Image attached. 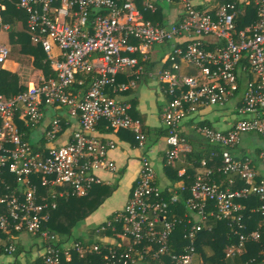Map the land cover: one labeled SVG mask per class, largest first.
<instances>
[{
	"label": "built area",
	"instance_id": "2783aa9c",
	"mask_svg": "<svg viewBox=\"0 0 264 264\" xmlns=\"http://www.w3.org/2000/svg\"><path fill=\"white\" fill-rule=\"evenodd\" d=\"M159 1H178L184 8L179 19L168 25L146 20L141 7L155 13V0H0V31L11 30L4 12L7 3H15L26 15L31 41L43 48L56 74L17 95L0 94V232L10 236L15 230L40 239L43 253L37 264H75L77 255L81 260L95 255L99 264H143L150 257L163 260L168 256L176 224L183 222L170 215V207L180 201V195L173 191L165 197L146 156L141 157L129 201L96 231L101 235L113 226L122 227L118 244L74 239L61 245V239L48 227L60 200L87 197L95 186L104 184L100 171H117L108 156L115 142L95 133L101 123L113 131H130L140 148L146 146L142 123L132 117L131 106L110 94L138 88L148 73L141 59L148 61L157 46H170L165 57L169 68L153 74L170 97L162 113L168 166L188 163L192 153L180 134L185 119L201 108L231 102L237 115L227 131L208 125L196 127L209 144L220 147L213 156L221 160L219 172L224 179L217 182L212 170H206L196 176L191 187L180 188L182 193L190 191L184 202L199 221H187V243L182 253L171 255L172 263L195 264L198 234L210 218L230 220L239 236V244L226 252L228 259L242 255L249 241L261 238L259 231L242 232L246 224L241 200H259L260 205L251 211L262 215L264 225V178L250 161L237 159L232 148L246 133L264 138V0L242 1V16L256 10L258 17L242 28L237 22V2L201 10L194 0ZM54 47L60 50L58 58L53 56ZM10 54L7 45H0V72ZM182 63L194 67L195 72L182 74ZM128 73L131 78L120 81ZM80 75L90 78L84 93L74 91ZM79 83L84 84L82 80ZM62 108L78 121L66 143H59L66 122L57 115L48 119L45 112ZM20 120L26 128L42 129L37 144L26 138ZM260 160L264 163V153ZM202 164L206 165V160ZM16 250L14 243L0 235V256H13Z\"/></svg>",
	"mask_w": 264,
	"mask_h": 264
},
{
	"label": "crops",
	"instance_id": "0c3cea01",
	"mask_svg": "<svg viewBox=\"0 0 264 264\" xmlns=\"http://www.w3.org/2000/svg\"><path fill=\"white\" fill-rule=\"evenodd\" d=\"M158 1L159 0H155V2ZM223 1L224 0H194V3L198 9L209 10L222 4ZM159 2L160 7H157L155 13H157L158 17L162 19V22H165V25L173 23L179 19L181 12L184 9L183 6L177 3L170 5L167 2ZM216 2L217 4L215 5L214 3ZM5 12H7V6ZM248 15L249 14H246L245 16ZM10 25L13 24L10 23ZM22 28V21H18L16 27L11 28V31H0V39L4 41L2 43H5L11 51L14 48L15 53H12V56L16 57L9 59L4 65L3 70L14 74L18 86L27 89L29 86L38 85L42 80L54 78L56 74L53 71L51 63L50 65L45 64L43 69L37 68L35 64V56L32 53L26 54L22 51ZM169 50L170 46H157L153 48L148 59L150 62L147 71L148 73L142 76L137 89L124 94H110L115 99L131 106L132 117L142 123L143 130L147 137L146 146L140 148L135 136L130 131H113L108 129L105 123H101L97 127V131L95 132L96 135L103 139H110L116 144V147L109 152L108 156L117 166V171L114 173L100 171L98 173L104 180V184L101 185L102 188H104V192L109 189L112 193H110L109 196L104 195L103 191H99V188L95 187L96 190L91 195V201L93 203L101 201L100 204L85 220L79 223L81 226L83 225V228L78 230V234L74 229L68 239L60 237L61 245L69 244L74 239H82L88 244L95 242L107 243L110 245L119 243V235L122 233V227L113 226L114 228L101 235H97L96 231L98 228L111 221L114 215L122 210L129 201L132 188L139 177L142 156L148 157L153 164L156 172V183L166 194H170L173 191L179 192L180 201L175 205V208L177 209L174 210L173 215L180 218L179 215L183 212L179 220L182 219V221L186 220V222L191 221L193 223L199 221V217L191 212L184 202V197H186L185 195L187 192H180V188L182 186L186 188L191 187L196 176L206 172V166L202 163H197L193 157L192 159L189 158L190 162L188 164L177 162L171 166L167 165L166 160V150L168 149L166 144L167 131L162 122V113L169 97L164 90V86L157 81L156 76L154 75L161 70L169 68L168 65L165 64V57ZM53 56L56 58L60 56V50L57 47H54L53 49ZM41 63L43 64L44 61ZM180 71L184 75H191L195 72V69L194 67L182 63ZM80 77L81 76H78L74 91H81V93H84L88 90L90 83L84 88L83 83L80 85L79 82L81 80L84 82V79L86 78ZM124 78L129 80L131 78L130 73L124 75ZM240 97L241 96H238L237 99H240ZM234 107L235 104L231 102L226 106H209L201 108L197 114L182 122V125L180 126V134L187 140L192 152L195 153L204 150L205 148L208 149L209 144L206 138L196 130V127L199 125H208L222 131L229 130L236 122L237 118ZM45 112L48 119L57 115L62 117L66 122L63 127L62 138L59 141V143H66L72 132L78 128L77 119L70 117L66 108L56 111L46 109ZM20 122L23 121L20 120ZM39 131H42V129ZM39 131L31 129H29L28 132L26 131L30 142L34 145L40 140ZM209 145L211 146V144ZM212 147L215 146L212 145ZM262 153H264V138L254 133L243 134L239 143L232 148V154L237 159L250 161L252 168L256 171L258 176L264 178V173H262V171H264V163L260 160V155ZM203 160L205 159L203 158L202 161ZM220 169L221 166L215 171L218 179L220 178L218 174ZM205 225H207V223ZM205 225L204 230L209 229L211 231L214 227L210 226L208 228L205 227ZM247 226L248 224H246L245 230H247ZM255 227L256 228L250 230V233L255 231L261 232L260 228H263V222L261 223V219L260 222L256 223ZM16 237L15 244L18 245V248L20 247V253L17 256H0V264H37L43 253L42 241L37 237H32L26 234H19ZM29 238L36 239V241H31ZM258 241H249L248 243H257ZM248 243L246 244L245 251H247ZM204 260L202 254L199 252L196 253L194 258L195 264H204ZM229 261H235V258H230Z\"/></svg>",
	"mask_w": 264,
	"mask_h": 264
},
{
	"label": "trees",
	"instance_id": "16d2710c",
	"mask_svg": "<svg viewBox=\"0 0 264 264\" xmlns=\"http://www.w3.org/2000/svg\"><path fill=\"white\" fill-rule=\"evenodd\" d=\"M228 2L238 3V15L240 13V16L237 22H238L239 27L242 28L248 24H251L257 21L258 17H257L256 10L248 11L249 15L245 16L244 18L242 16V11L244 12L245 8H244V5L242 4V1H237V0H224L223 1V3H228ZM159 3L160 2L158 1L156 2L155 5L157 7H160ZM169 4L171 5L174 3L172 2ZM141 10L146 20H149L153 22L154 24L159 23L161 25H165V22H162V19L158 17L157 13L145 11L143 7H141ZM7 12H4L5 22L9 24L10 23L13 24L11 25L12 28L16 27V24L18 23V21L19 22L22 21V24H23V29H22L23 39L21 42L22 51L26 54L32 53L35 56V64L37 68L43 69L45 64L50 65V62L47 59V54L45 53L43 48L40 45H36L31 41L30 34L26 30V19H27L26 15L20 12L19 10H17L15 3H7ZM9 16H10V19H9ZM43 61L44 63L42 64L41 62ZM141 64H143L146 70L148 71L150 62L149 61L144 62L141 59ZM3 68L0 72V94L5 95L6 97H11L13 95H17L25 91L26 89H23L18 86L16 76L12 73H9L3 70ZM80 76L82 77V75ZM120 81H128V79L127 78L125 79L124 75H122L120 77ZM89 83H90V78L84 79V84H83L84 88H86L89 85ZM19 124L23 131L28 132L29 129H26V127L23 126L22 122H20ZM166 136H167V132H166ZM26 138H29L28 134ZM215 152L216 153L220 152V147H212V145L210 146L208 144V149L205 148L204 150H201L195 153L192 152L190 155H188V163L190 162L189 158L192 159V157L193 159H195L197 163H202V159L204 158L206 160V165H205L206 170L212 169L213 170L212 179L219 182L222 179H224V174L218 172L219 177H220L219 179L216 176L217 174H215V171H217L219 166H222L220 158H216L215 156H213ZM11 183L14 184L13 177H11ZM95 187L99 188L98 189L99 191H103L104 195L109 196L110 193H112V191L109 189L106 190V192H104V188H102L101 185H97ZM95 187L87 197L62 199L58 202L57 209L54 210L51 214V219H50V222L48 223V227L59 238L61 237V238L68 239V237L72 234V231L78 226V224L81 221L85 220L98 207L101 201H98L97 203H93L91 201V195L96 190ZM222 187L226 188L227 184L224 183ZM39 188L41 189V192L46 193V190L44 188H42L41 186H39ZM169 195L170 194H165V197L169 198L170 197ZM185 196L188 198L190 196V191H187ZM241 202L245 206V211L242 212V214L245 217V224H248L247 230L242 231V232L250 233V230L256 228L255 227L256 223L260 222V219H261V223L263 222V217L261 214L254 213L251 211V208L258 207L260 205V202L256 197L250 198L249 200H241ZM177 204L178 203L171 205L170 215H173L174 210L177 209L175 208V205ZM181 214H183V212H181ZM181 214L179 215L180 218H181ZM210 226H214L212 230L211 231L209 229L204 230L203 228V231L198 234V239L196 242V251L197 253L199 252L200 254H202V256H204V259H205L204 264H245L247 262L248 263L256 262V264H264V254H263L264 252V225H263V228H260L261 240L258 241L257 243H254V242L248 243L247 251H244L242 255H238L237 258L235 257V261H229V259L226 257L227 250L239 244V236L234 233V229L231 225V221L228 219L222 220L218 218H210L207 222V225H205V227L209 228ZM189 227L190 225L187 224L186 220H184L180 224L177 223L176 229L170 239L171 242H170V250H169L168 256L163 257L164 258L163 260H156L150 257L142 261L143 264H156V263L171 264L172 263L171 255L182 253V250L187 243L186 240L184 239V234L186 232V229ZM1 232H0V235L3 236L5 241H7V243H14V244H15V239L17 237L14 239V238H11V236H17L19 234L28 235L27 233H20L15 230H12V234L10 236L4 233H1ZM79 240H82V239H79ZM97 243L102 244L100 242H97ZM15 245L17 247L15 255L17 256L20 253V247L18 248V245L17 244ZM75 264H99V260L95 255H90L89 258H87L86 260L79 259L77 255L75 256Z\"/></svg>",
	"mask_w": 264,
	"mask_h": 264
},
{
	"label": "rangeland",
	"instance_id": "374dc122",
	"mask_svg": "<svg viewBox=\"0 0 264 264\" xmlns=\"http://www.w3.org/2000/svg\"><path fill=\"white\" fill-rule=\"evenodd\" d=\"M215 5L217 4V2L216 3H214ZM23 29V28H22ZM21 29V30H22ZM11 31V30H10ZM7 32H9V31H7ZM0 42H1V45H5V43H2V42H4L2 39H0ZM5 42H6V40H5ZM8 42V41H7ZM16 52H17V50H16ZM12 53L14 54L15 53V50H14V48L12 49V51H11V54H10V56L8 57V60L9 59H11V58H16V57H14V56H12ZM7 60V61H8ZM7 63V62H6ZM37 136V135H36ZM262 173H264V171H262ZM83 228V225L81 226L80 224L75 228V232L78 234L79 233V231L78 230H81ZM31 241L33 240V241H36V239H31V238H29Z\"/></svg>",
	"mask_w": 264,
	"mask_h": 264
},
{
	"label": "bare ground",
	"instance_id": "6f19581e",
	"mask_svg": "<svg viewBox=\"0 0 264 264\" xmlns=\"http://www.w3.org/2000/svg\"><path fill=\"white\" fill-rule=\"evenodd\" d=\"M178 219V218H177Z\"/></svg>",
	"mask_w": 264,
	"mask_h": 264
}]
</instances>
